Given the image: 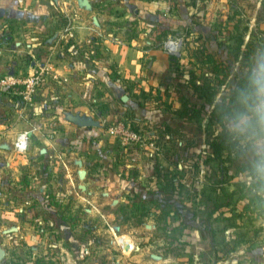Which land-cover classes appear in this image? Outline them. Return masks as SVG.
<instances>
[{
  "label": "rangeland",
  "instance_id": "rangeland-1",
  "mask_svg": "<svg viewBox=\"0 0 264 264\" xmlns=\"http://www.w3.org/2000/svg\"><path fill=\"white\" fill-rule=\"evenodd\" d=\"M106 1L104 11L97 6V15H101L99 18L102 22L96 30L98 32L95 40L99 46L104 45L103 49L105 38L112 42V47L107 46L109 51L113 49V54L108 53L109 57H116L114 51L118 52L120 42H124L126 47L123 48V57H143L141 59L146 60L144 66L148 64L149 57H153L149 53V49L153 48L158 49L156 52L165 51L162 53L170 61L171 70L182 71L187 66L192 71L190 79L184 82L171 79L169 89L161 93L142 79H129L126 82V90L131 98L142 103L150 112L161 110L174 113L178 127L162 128L150 134V129L155 128L146 120L148 117H144L143 122L139 118L140 121L129 118L118 120L142 133L144 140L137 143V146L156 140L160 151L164 155L170 154V162L186 165L189 171L181 175L185 180L184 190L180 193L177 204L169 206V218L164 214V210L169 209L168 206L164 202L160 205L156 199L154 202L148 201L150 203L146 206L138 205L141 203L138 199L135 200L139 202L138 206H124L125 204L105 202L100 190L96 189L95 198L93 197L96 206L93 207L90 204L75 206L66 196L64 202L59 201V206H50L57 213L54 221L49 218V214H45L46 219L42 222L32 220L27 227H21L17 234L6 237L0 235V264H255L249 249L259 244L264 246V217L249 220L240 216V201L232 198L230 204L218 206L209 218L217 227L214 229L216 232L209 251L197 254L188 252L186 229L192 223V216L205 217L208 207L212 209L227 199L219 186L222 182H217L220 177L216 174L217 162L208 159L210 155L206 140L211 135H206V131L217 132L218 127L207 121L206 114L210 108L209 101L228 95L236 81L235 77L242 75L247 67L253 65L254 57L264 54L263 48L261 52V47H264V3L260 0ZM30 5L34 9L53 7L58 11L56 13L64 9L66 12L61 18L63 25L67 22L76 23V0H30ZM223 21L226 29L221 32ZM160 22H166L168 26L153 38L152 32ZM67 29L57 31L55 50L58 52H52L55 57L60 51L66 54L70 51L63 44L66 39L71 38L69 33L75 29ZM25 34L23 25H18L15 32L17 41L25 42ZM42 35L45 40L46 36ZM170 36L180 39L177 55L168 53L163 47L164 41ZM72 37L76 38V35L72 34ZM99 46L96 48L98 51ZM20 48L22 49H16L17 55L22 52L18 50ZM69 54L73 55L71 52ZM21 55L25 57L24 54ZM27 55L26 59L17 60L16 65L22 70L13 71L14 73L25 75L31 70L30 60L34 57ZM37 64L40 63L36 61L34 65ZM62 79L65 82V78L59 74L58 78L52 80L53 91L67 89L65 83L62 84ZM100 107L97 104L96 109L99 111ZM247 117L240 115L234 118L226 144L233 146L238 139L242 147L252 143L255 138L250 139L247 136L242 139L240 131H244V128H239V124ZM110 122L112 121L100 124L101 136H110L106 130ZM19 126L24 127L22 123ZM203 161L208 168L205 172L198 173V166ZM228 162L226 159V165L232 167V163ZM219 170L221 175L223 170ZM226 173L231 172L225 171ZM168 174L163 168L159 171L158 178L163 181ZM228 175H225L226 180ZM195 180L199 184L196 190L193 188ZM70 187L73 192L74 184L70 183ZM225 187L228 191L234 189L233 185ZM72 192L64 195L72 198ZM169 196L170 193L162 189L158 197L165 199ZM194 197L204 199L202 212L197 211V208L201 210L200 206L197 207L200 204L193 205L182 201L186 198L190 202ZM206 198L209 203H206ZM109 210H113L115 214L113 218L105 219L104 214ZM31 228L38 230V236L30 240L34 246L32 249L25 242V229ZM120 238L128 243L129 249H122Z\"/></svg>",
  "mask_w": 264,
  "mask_h": 264
},
{
  "label": "crops",
  "instance_id": "crops-1",
  "mask_svg": "<svg viewBox=\"0 0 264 264\" xmlns=\"http://www.w3.org/2000/svg\"><path fill=\"white\" fill-rule=\"evenodd\" d=\"M106 2V0L98 2L76 0V23L67 22L69 25L67 29L68 25H63L61 22L66 12L64 9L56 13L58 11L53 7L43 6L34 9L35 7L30 5V0H0V75L22 70L16 63L17 60L26 59V54L34 57L30 60V69L36 61L47 68L37 95L29 108H24L22 104L11 100L3 93L1 95L0 108L6 116V121L0 122L1 236L17 234L21 227H27L32 220L42 222L47 214L54 221L57 213L50 208L53 204L47 205L48 202L45 201L50 192L49 201H57L58 206L59 201L64 202L68 197L75 206L90 204L95 207L93 200L96 189L100 190L105 202L127 205L138 199L145 206L153 199H157L158 203L162 201L158 196L162 192L161 185L165 182H169L170 185L180 184L179 192L171 189L173 185L169 186L168 203L177 204L180 193L184 190L185 180L181 175L189 170L180 162L176 164L170 162V154L164 155L160 151V145L153 140V135H151L153 141L140 146L137 144L124 146L116 142L112 136H101L100 124L116 119L129 118L143 122L144 117H148L149 119L146 120L155 128L150 129V134L162 128L179 126L176 125L174 113L161 110L150 112L142 103H136L126 90V82L129 79H142L144 82L147 81L148 85L156 87L158 92L164 91L161 84L166 82L170 69V61L162 53L164 50H160L159 54L162 57H158L156 55L158 49H149L153 57H149L148 64L144 66L146 60H142L143 57H123L125 54L123 48L126 47L124 42H120L121 47L118 52L114 51L116 57L108 56L109 52L113 54V49L109 51L107 47L113 46L108 38L104 40V49L102 48L104 45L97 44L96 30L102 22L99 18L101 15H97V6L101 7L99 10L104 11ZM260 2L264 3V0ZM87 13H89L88 19H86ZM252 20L254 22L253 18ZM222 24L220 30L224 32L225 22L223 21ZM18 25L24 27L27 37L25 42L16 39L15 32ZM167 26L166 22L158 23L152 32V37L156 38ZM71 28H74L76 33H73L74 31L69 33L71 38L66 39L63 45L73 55L60 51L61 53L59 52L55 57L52 52L56 51L57 31L64 29L69 31ZM42 34L46 36L45 40ZM72 34L76 35V38L72 37ZM98 46L99 51L96 50ZM17 47H22L18 49L22 51L20 55L16 53ZM53 73L65 78V82L63 79L61 82L65 83L66 90L53 91ZM168 89L169 86L166 91ZM97 104L101 106L99 111L96 109ZM92 112L97 113L98 117ZM74 115L90 118L96 123L80 125L71 118ZM19 123L24 127H18ZM241 123L239 128L242 127ZM23 130H28L29 146L26 151L17 152L12 143ZM240 132L243 139L245 135L243 131ZM239 141L240 139L237 140ZM115 143L122 147L116 146ZM254 153H264V131L262 136L252 140L243 155L232 162V167H228V172L234 175L228 186L233 185L235 188L236 181L246 185L250 182V178L245 173L236 171V165L246 161L245 159H251ZM210 161L214 160L210 159ZM188 167L191 168V165ZM198 167V173L205 172L208 168L204 161L200 162ZM163 168L169 174L162 181L158 176ZM216 169L217 176H221L218 164ZM70 183L74 184L72 188L74 193L71 191ZM198 185L195 180L194 190L199 188ZM68 191L73 193L72 198L69 195L60 198V193L70 194ZM236 195L237 193L233 197L235 198ZM205 200L209 203L208 198ZM182 201L193 205L200 204L197 207L200 206L201 210L197 208V211L201 212L205 205L204 199L199 197H194L190 202L186 198ZM238 201L241 207L244 199ZM209 208L207 212L211 210ZM114 214L113 210H109L104 217L111 219ZM190 221L192 223L186 229L188 243L186 250L192 254L209 251L217 229L214 221L209 219L208 227L205 225L204 216L199 218L192 216ZM262 224L264 225V220ZM25 230V242L32 249L34 246L30 240L38 236V230L34 231L33 228ZM257 246L261 247V257L264 258V246L260 244ZM253 250L254 247L249 249L253 262L264 264V259L257 261L254 258Z\"/></svg>",
  "mask_w": 264,
  "mask_h": 264
},
{
  "label": "trees",
  "instance_id": "trees-1",
  "mask_svg": "<svg viewBox=\"0 0 264 264\" xmlns=\"http://www.w3.org/2000/svg\"><path fill=\"white\" fill-rule=\"evenodd\" d=\"M264 47H261V52H263ZM158 57H162L159 52L156 53ZM259 64H264V54L260 55V57H254V63L251 64L245 72L240 75L236 76V81L228 95H223L222 98L216 99L215 101L210 100V108L207 111L206 118L207 121L210 123H213L217 125L218 131H206V135L210 134L211 138H208L206 140L207 146L209 147L208 154L210 157L208 159L216 160L217 164L220 169L223 170V173L218 178L217 182L221 183L219 186L222 188V192L224 193L225 197L227 198L224 203H220L218 205H215L211 210H209L206 213L205 221H206V227H208L207 222L209 221V218L212 217L213 213L216 211L218 206H224L230 204V200L234 198V194L237 192V195L235 196L234 200L238 201L239 199H244L243 204L241 205L238 214L240 216H244L247 219H257L259 217H264V170H262L259 165L261 163H264L261 159V155H258V153H254L253 157L249 160L239 162L236 165V171L237 172H243L245 175H247L250 178V182L246 185L243 182L236 181L234 186L235 188L228 191L227 187L225 185L230 184L231 179L234 175L231 173H226L229 178L225 179V169H228V165H226L224 162L226 159L229 160L230 163H232L235 159L240 157L244 154L246 151L247 146L242 147L237 141L235 145L232 146V144H226L227 138L229 136L230 132V124L233 122L234 118L236 116H248L247 119L243 120L241 123V126L244 128V135L245 137L250 136V139L258 138L263 135V131L259 133V135L254 134V130L252 128H246L245 127V121L249 118H252V111H250V105L249 103L252 102L250 99V94L252 92V89L254 87L253 80H254V71L257 68L256 66ZM186 67V68H185ZM256 67V68H255ZM169 76H166V82L162 83L164 87V91H166L169 83H171V79L175 78L180 82H184L187 79H190L192 75V71L189 70V67L184 66L182 71H176V69L171 70L169 69ZM4 95L9 96L11 100H15L19 103V95L13 94L12 90H2L1 91ZM210 99V98H209ZM132 100V99H131ZM134 100V99H133ZM136 103H139V101L134 100ZM140 104V103H139ZM6 116L4 115V111L0 108V122L6 121ZM120 119L112 120V121H118ZM254 123V120L252 121ZM249 145V144H248ZM226 149V153L223 152V150ZM208 161V160H207ZM226 172H228L226 170ZM173 185V184H172ZM169 184V182H165L161 185L162 189H166L168 191L169 186H172ZM173 190L179 192L180 184L173 185ZM51 196V192L45 197L47 205L53 204L55 206L57 205V201L51 200L49 201V197ZM64 196V193H60V198ZM162 201H160V205H163L164 202L165 205L168 206L169 209L164 210V214H166V217L169 218L168 213L170 211V207L173 204L168 203V199L161 198ZM155 199H153V202ZM152 202V200H151ZM156 202L158 200L156 199ZM138 201H133L129 205H141L143 206L142 202L139 203ZM138 204V205H137ZM126 206V205H124ZM145 206V205H144ZM164 215V218H166ZM169 221V219H167ZM140 220V219H139ZM210 231H213V229H210ZM261 247L257 246L254 247V258L257 261H260L264 259L261 257ZM254 259V260H255ZM255 260V261H256Z\"/></svg>",
  "mask_w": 264,
  "mask_h": 264
},
{
  "label": "built area",
  "instance_id": "built-area-1",
  "mask_svg": "<svg viewBox=\"0 0 264 264\" xmlns=\"http://www.w3.org/2000/svg\"><path fill=\"white\" fill-rule=\"evenodd\" d=\"M180 39L170 36L164 41L163 47L168 53L172 55L178 54L180 45ZM47 68L43 64L33 65L31 70L25 74L20 75L14 72H6L0 75V91L12 90V93L19 95V103L22 106H30L35 98L39 85L43 79V76ZM56 73L52 74L54 79L58 78ZM108 134L117 139V141L124 146H131L137 143L143 142L144 138L142 133L130 127V125L124 121H112L106 126ZM15 151L23 152L28 149V130H23L16 136L12 143ZM122 249H129L127 244L119 243ZM132 246V245H131Z\"/></svg>",
  "mask_w": 264,
  "mask_h": 264
},
{
  "label": "clouds",
  "instance_id": "clouds-1",
  "mask_svg": "<svg viewBox=\"0 0 264 264\" xmlns=\"http://www.w3.org/2000/svg\"><path fill=\"white\" fill-rule=\"evenodd\" d=\"M253 85L250 94L252 103L249 106L253 115L252 118L245 121V127L252 128L254 134L259 135L261 131H264V64H259L255 69ZM258 155H261V159L264 161V153H258ZM259 167L264 170V163H261Z\"/></svg>",
  "mask_w": 264,
  "mask_h": 264
},
{
  "label": "water",
  "instance_id": "water-1",
  "mask_svg": "<svg viewBox=\"0 0 264 264\" xmlns=\"http://www.w3.org/2000/svg\"><path fill=\"white\" fill-rule=\"evenodd\" d=\"M2 92L0 91V101H1ZM74 121H76L80 125H92L96 122H93L90 118H85L79 115H74L71 117ZM81 175H83V171H81ZM82 186V185H81ZM2 249L0 248V257H2Z\"/></svg>",
  "mask_w": 264,
  "mask_h": 264
},
{
  "label": "bare ground",
  "instance_id": "bare-ground-1",
  "mask_svg": "<svg viewBox=\"0 0 264 264\" xmlns=\"http://www.w3.org/2000/svg\"><path fill=\"white\" fill-rule=\"evenodd\" d=\"M120 243H122V244H127L128 245V243L123 239V238H120Z\"/></svg>",
  "mask_w": 264,
  "mask_h": 264
}]
</instances>
